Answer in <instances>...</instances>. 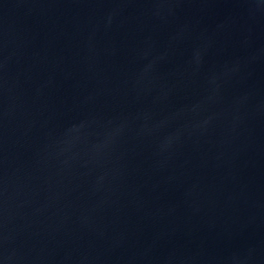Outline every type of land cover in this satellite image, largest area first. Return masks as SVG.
<instances>
[{
    "label": "water",
    "instance_id": "water-1",
    "mask_svg": "<svg viewBox=\"0 0 264 264\" xmlns=\"http://www.w3.org/2000/svg\"><path fill=\"white\" fill-rule=\"evenodd\" d=\"M0 264H264V0H0Z\"/></svg>",
    "mask_w": 264,
    "mask_h": 264
}]
</instances>
